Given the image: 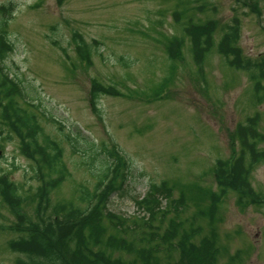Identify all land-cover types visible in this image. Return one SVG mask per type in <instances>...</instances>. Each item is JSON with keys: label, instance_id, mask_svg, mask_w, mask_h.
I'll use <instances>...</instances> for the list:
<instances>
[{"label": "rangeland", "instance_id": "1", "mask_svg": "<svg viewBox=\"0 0 264 264\" xmlns=\"http://www.w3.org/2000/svg\"><path fill=\"white\" fill-rule=\"evenodd\" d=\"M2 5L10 7L4 21L0 13V32L11 43L5 70L36 98L27 100L36 107L19 101L36 111L45 133L61 143L71 174L52 190V204L79 203L80 185L92 190L96 182L92 153L114 148L129 160L130 173L126 192L109 201L120 219H102V238H123L130 247L105 250L126 263H140V250H151L165 264L180 257L169 245L195 228L191 243L215 240L213 264H264V205L242 203L230 192L210 208V195L218 190L215 163L239 150L237 127L256 116L264 134V97L256 98L248 73L218 52L220 28L238 26L236 45L243 56L264 55V0H0ZM190 20L218 25L216 47L206 56L185 34L183 24ZM75 33L94 46L89 59L77 52ZM173 35L184 38L174 61L166 48ZM93 81L117 90L101 94L98 112L90 100ZM19 145L0 123V176L8 174L29 197L39 185L38 163ZM251 174L254 189L264 195V160ZM163 184L167 193L158 189ZM152 193L159 205L149 215L138 203ZM2 202L0 196V223L6 226L22 208ZM35 206L23 211L35 218ZM175 222L179 229L173 236ZM14 236L0 228V264H17L22 257L9 248Z\"/></svg>", "mask_w": 264, "mask_h": 264}, {"label": "trees", "instance_id": "2", "mask_svg": "<svg viewBox=\"0 0 264 264\" xmlns=\"http://www.w3.org/2000/svg\"><path fill=\"white\" fill-rule=\"evenodd\" d=\"M0 13L4 15L2 18L4 21L5 15L10 14V7L0 6ZM217 27L214 20H207L204 23L190 20L183 24L185 34L190 37L193 47H196V51L202 56H206L213 48ZM220 32L221 37L216 45L218 52L228 59L232 66L248 73L253 82L254 96L262 99L264 55H260L259 58L242 55L240 47L236 45L237 25L226 24L220 28ZM73 41L77 52L85 59H89L94 53V46L84 41L80 34L75 33ZM183 41L184 38L177 35L168 37L166 48L170 60L176 59ZM10 47L8 37L4 32H0V123L9 127L18 138L20 152L38 163L39 184L27 197L21 194L19 185L8 174L0 176L1 202L3 200L2 203L12 210L22 208V212L14 211L15 221L6 226L0 223L1 229L10 230L15 235L9 241V248L22 254V257L17 259V264H160L157 257L148 252L151 250H140V263L139 261L126 263L105 250L107 247H118L116 244L130 247L123 238L111 237L107 241H103L102 238L105 229L101 224L102 219L108 217L116 222L120 219L117 213H112L109 209V201L116 192L122 194L126 192L125 185L130 173L129 160L123 158L114 148L104 146L103 153L100 154L97 150L92 153L89 164L96 182L92 190L84 183L80 185L79 203L62 201L52 204V190L60 187L71 174L63 161L64 150L61 143L45 133L37 112L23 107L19 101V99L32 101L36 98L21 87V79L16 80L5 70L3 61ZM124 64L129 66L131 63L124 61ZM172 74L173 70L170 75ZM92 84L90 100L94 110L98 112L97 103L101 94H117V90L112 85L105 86L96 81ZM163 86L164 83L159 85L160 89ZM28 103L29 106H35L32 102ZM235 131L237 141L240 143L239 150L233 149L230 158L217 159L215 163L214 176L218 190L210 195L211 211L215 210L217 204L230 192H235L242 203L264 205V195L257 192L251 183L254 166L264 160V147L261 146L264 134L258 130L257 117L248 118ZM70 138L68 137L69 140ZM75 145L76 143L73 144L74 147L77 146ZM100 156L103 157L99 158ZM98 161L97 166L95 163ZM163 187L166 186L163 184L158 189L167 193L169 189ZM158 198L157 194L152 193L138 204L146 206L150 215V212L153 213V209L157 208L156 205H159ZM31 201L36 205L35 218L23 211L25 205L32 203ZM175 224L176 222L171 230L173 236L179 229ZM190 231L192 232L183 233L177 244L169 245L179 250L180 257L165 264H213L215 240L206 237L201 245L191 243L189 237L194 236L197 230L194 228ZM120 245L119 247H122ZM158 249L160 250V247Z\"/></svg>", "mask_w": 264, "mask_h": 264}]
</instances>
